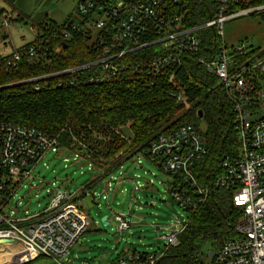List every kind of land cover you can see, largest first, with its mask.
Listing matches in <instances>:
<instances>
[{
  "label": "built area",
  "instance_id": "1",
  "mask_svg": "<svg viewBox=\"0 0 264 264\" xmlns=\"http://www.w3.org/2000/svg\"><path fill=\"white\" fill-rule=\"evenodd\" d=\"M184 1L80 0L77 11L83 20H71L63 35L69 38L71 31L82 27L90 34V40L92 27L100 29L97 39L91 42L97 58L16 83L38 82L89 68L90 83L134 80L154 85L163 80L175 86L171 94L178 101L184 100L187 96L175 82L177 73L185 57H195L202 50L200 31L214 27L216 51L198 59L218 80V86L209 88V92L221 88L232 105L236 148L222 157L219 171L204 182L196 171L197 162L207 153L201 124L185 123L164 130L135 155L138 154L139 164L143 157L170 176L169 191L187 215L201 209L215 190L229 191L232 206L240 211L235 237L215 251L203 254L197 250L196 259L188 264H264V48H254L249 40H244L229 49L224 32V23L230 19L255 12L264 14V3L235 9L242 0H215L217 8L212 20L186 26ZM17 17V13L2 15L1 26L7 28ZM11 54L0 68L16 66L21 60L19 51ZM29 54H36L34 47ZM83 146L87 151V146ZM48 153L62 155L65 166L71 155L72 162L80 166L87 162L90 170L97 168L90 155L61 146L57 137L34 127L0 121V245L3 242L11 246L5 252L15 259L14 264H25L40 256L61 262L91 224L84 210L86 198L99 205L101 199H110L114 183L128 180L114 176L101 194L94 188L90 190L98 178L73 193L58 188L46 207L30 214L28 207L23 206L24 196H19L14 205L13 200L27 181L34 180L33 172L39 164L48 167ZM118 167L108 172L97 169L107 175ZM140 178L139 174L133 177L136 191L143 187ZM113 214L120 230L131 226L128 212L113 210ZM187 224L182 216L177 225L166 228L168 231L161 235L165 244L159 252L134 250L108 264H156L170 247L179 244Z\"/></svg>",
  "mask_w": 264,
  "mask_h": 264
},
{
  "label": "trees",
  "instance_id": "2",
  "mask_svg": "<svg viewBox=\"0 0 264 264\" xmlns=\"http://www.w3.org/2000/svg\"><path fill=\"white\" fill-rule=\"evenodd\" d=\"M263 3L264 0H242L235 9ZM183 4L186 26L212 20L217 8L215 0H185ZM4 14L8 13L0 12V17ZM17 14L16 21L21 18V14ZM70 21L62 25L50 23L49 29L39 24L40 31L35 39L14 50L21 53L17 65L0 68V87L97 58L98 52L92 49L90 34L82 27L71 31L69 38L64 37L63 31L69 29ZM200 35L202 50L195 57L184 58L175 81L187 96L185 101H178L171 94L175 86L163 80L154 85L134 80L90 83L87 77L92 70L88 68L1 88L0 121L34 127L57 137L61 146L84 156L90 155L91 162L105 172L134 157L139 149L164 130L185 123H204L202 134L207 153L196 164L200 181L204 182L219 171L222 157L236 148L237 132L232 105L221 88L209 92V88L218 86V80L198 59L210 57L216 51L215 28L202 29ZM1 39L0 33V43ZM31 47L36 50L34 56L29 54ZM12 55H0V65ZM198 100H201L198 109H186L187 101ZM230 197L229 191L215 190L201 209L188 214V224L179 236V244L170 247L156 264L190 263L196 259L195 240L199 237L213 239L216 250L235 237L234 228L240 211L232 206Z\"/></svg>",
  "mask_w": 264,
  "mask_h": 264
},
{
  "label": "rangeland",
  "instance_id": "3",
  "mask_svg": "<svg viewBox=\"0 0 264 264\" xmlns=\"http://www.w3.org/2000/svg\"><path fill=\"white\" fill-rule=\"evenodd\" d=\"M79 1L0 0V12L21 14V18L11 22L7 28L1 26L0 17V31L8 34L4 41L1 39L0 55L11 54L14 50L31 43L40 31L39 24L49 29L50 23L62 25L69 19L83 20L77 11ZM224 32L229 49L244 40H249L254 48H264V14L255 12L230 19L224 23ZM99 33L100 29L92 27L90 42L95 41ZM200 101H187L186 109H198ZM201 126L204 129V123ZM69 156L70 161L65 166L66 162L62 155L48 153L45 158L48 167L42 164L37 166L33 172L34 180L27 181L26 186L18 190L13 205L19 196H24L23 206L28 207V212L33 214L46 207L53 192L58 188L68 189L73 193L77 189L91 185L94 179L98 178L99 181L90 190L94 188L101 194L106 189L107 181L114 180V176L117 178L125 176L128 180L114 183L110 199H101L99 205L86 198L84 210L91 224L79 241L70 247L68 255L62 258L61 263L45 260L54 259L41 256L25 264H108L110 260L134 250L159 252L165 244L161 235L168 231L166 228L177 225L182 216L186 221L189 220V216L169 191L170 176L143 157L142 164H139L138 154L107 175L94 167L93 170L88 169L87 162L81 163L80 166L72 162L73 157ZM135 174L140 175L143 185L137 191L133 182ZM113 210L129 213L132 223L128 229H119L117 222L114 221ZM103 215H109L112 225L105 226L102 223ZM195 248L203 254L215 251V241L199 237L195 240Z\"/></svg>",
  "mask_w": 264,
  "mask_h": 264
},
{
  "label": "bare ground",
  "instance_id": "4",
  "mask_svg": "<svg viewBox=\"0 0 264 264\" xmlns=\"http://www.w3.org/2000/svg\"><path fill=\"white\" fill-rule=\"evenodd\" d=\"M11 246L6 243L0 245V264H14L15 259L9 254L5 252L6 249H9Z\"/></svg>",
  "mask_w": 264,
  "mask_h": 264
},
{
  "label": "water",
  "instance_id": "5",
  "mask_svg": "<svg viewBox=\"0 0 264 264\" xmlns=\"http://www.w3.org/2000/svg\"><path fill=\"white\" fill-rule=\"evenodd\" d=\"M15 85H19L18 83H12V84H9V85H5V86H1V88H6V87H12V86H15ZM200 115H202V112L200 111L199 112ZM108 218H109V215H103L102 218H101V221L102 223L105 225V226H110L112 225L110 221H108Z\"/></svg>",
  "mask_w": 264,
  "mask_h": 264
},
{
  "label": "crops",
  "instance_id": "6",
  "mask_svg": "<svg viewBox=\"0 0 264 264\" xmlns=\"http://www.w3.org/2000/svg\"><path fill=\"white\" fill-rule=\"evenodd\" d=\"M2 13H4V12L2 11ZM0 33H1V38H2V40H3V38H4V36H5V34H6L7 32L4 33V32H1V31H0ZM6 35H8V34H6ZM3 41H4V40H3ZM8 256H9V255H8ZM40 257H41V256H40ZM50 258H51V257H50ZM45 260H49V261H51V262H52V261H54V262H59V261L51 260V259H45ZM112 260H113V259H112ZM112 260H110V262H111ZM110 262H109V263H110ZM60 263H61V262H60ZM60 263H59V264H60ZM52 264H53V263H52ZM62 264H63V263H62Z\"/></svg>",
  "mask_w": 264,
  "mask_h": 264
}]
</instances>
